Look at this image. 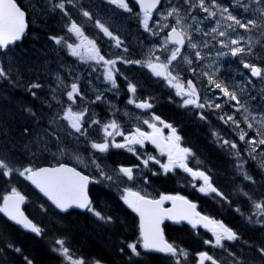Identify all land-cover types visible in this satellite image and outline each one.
<instances>
[{"label": "snow or ice", "instance_id": "6c2138e0", "mask_svg": "<svg viewBox=\"0 0 264 264\" xmlns=\"http://www.w3.org/2000/svg\"><path fill=\"white\" fill-rule=\"evenodd\" d=\"M109 4H113L118 8L123 9L125 12H131L132 9L129 6L128 0H107ZM188 4L189 13L195 8H199L207 14L208 17H215L217 11L221 13L224 20L230 21L227 28L230 32L219 30L217 27L211 29V34L213 39L218 35L219 37H226L227 40H219L221 48L228 49L231 56L236 57L237 55H253L252 40L249 37L245 43L248 47H242L241 41L244 40L243 36L232 37V33L237 31V28L244 29L245 32H251L253 29H259L261 35H264V7H257L252 9L254 13H258L259 18H248L246 21H242L236 15H233L229 11L228 7L218 5L216 0H184ZM255 4H264V0H253ZM73 4L74 0H57V2L52 3V10L59 9L64 15H68L65 11V5ZM136 3L140 7V13L136 14L139 24L144 28L146 32H151L148 21L152 16L153 9H156L160 0H136ZM240 7H243L246 11L248 10L247 3H240L237 0ZM212 9H216L213 11ZM82 16L87 18L89 21L92 20V16L89 11H82ZM169 17H175V24L168 25L164 24L162 27H170V31L167 38L162 46V50L169 53L164 61H161L160 56L155 55L154 50L149 52L148 59L144 61L131 60L122 55L117 54L114 59H108L101 53V49L97 46V42L94 39L89 38L85 35V32L80 24L72 21L67 26V32L74 35L79 43H71L65 37H50L56 45L64 46L68 49L71 56L77 57L82 63H94L103 67V72L101 73L106 84L111 85V89L119 92V85L117 84V75H122L119 73L116 65L119 61L124 64H140L142 67L149 69L151 74L157 78H161L169 88L175 90V95L181 98V107H188L189 105L198 109H213L219 110L222 108L220 103H215L211 99H206L201 102V96L198 90L197 84L192 80L188 79L186 82L181 80L180 74L176 71V66L174 61L180 57L183 59L185 64L192 65L193 61L188 56H183L181 48L185 45L192 49L197 60L202 59V53L200 51L201 46L208 47L207 42L197 43L194 41L193 37L189 33L188 29L183 26L184 17L180 15V9L176 6L170 7L166 14L161 16L162 20H167ZM195 19V17H192ZM219 24V21H217ZM25 12L17 5L15 0H0V49L7 48L10 44L22 39L25 30ZM95 27L99 29L100 32L109 40L113 41V46L117 49L123 47V41L118 35H115L106 27L104 23L100 20H96ZM196 31H200L199 28ZM153 35L157 33H152ZM210 33L205 32L204 35H209ZM257 43H264L258 41ZM172 44L174 47L169 48L168 45ZM124 52H127V47L123 48ZM226 53L222 51H217V57L224 56ZM244 68L250 69L251 76L264 78V68L257 66L255 63H244ZM194 74L196 69L190 68ZM92 71H97L96 68H92ZM201 75L207 78L208 84L214 85L216 90H219L224 97H227L229 101H235L237 105L240 104V99L235 90H230L229 86L224 82H217L216 73L203 71ZM0 78H8V73L4 68L0 67ZM79 78L77 77V80ZM127 80V77H125ZM63 84V81H61ZM39 83H32L29 85V89L40 88ZM68 88V85H64ZM137 84L132 81H127V91L132 95L128 99V104H134L136 108L141 110H149L153 108V98L147 99H137ZM33 96L36 93L33 91L31 93ZM67 100L71 104L77 102V98L83 99V94L77 82H73L70 85V90L66 92ZM103 95L98 94L95 98L96 101H102ZM63 109V115H56L53 117L49 131L48 129H43L38 134L42 137H47L49 139H55L57 142L60 141L61 133H66L69 137H75L79 141L80 137L87 138L89 135L88 130L93 125H99L100 130L103 132V138L101 141L91 140L89 141L90 147L94 152L106 153L109 148H124L128 152H131L136 156V159L140 161V164L133 166H123L120 165L118 169H113L114 175H110L104 171L100 164L96 162V158L93 157L92 163L96 165L97 171L100 174V180L90 179L87 175H82L81 172L77 171L75 168L67 167L64 164H60L57 167H33L31 165L16 168L12 166V162L8 156L0 154V176L8 178L14 174L22 177L23 179L29 181L35 186L47 199L55 206L59 212H68L70 208H79L91 213L96 220L100 221L102 224L107 225L113 223V218L110 215H104L101 211H98L92 204L91 200L87 195V186L90 182H102L108 181L111 185L114 180L116 182H123L126 177L128 181H133L136 179L137 170L142 164L145 168L149 166V163L159 164L164 172L172 171L174 168L179 167L187 172L193 180L202 181V184H193L197 190L205 195L215 194L221 200H226L225 194L214 186L211 175L199 168L193 169L188 166V160L194 157V153L190 148H185L180 146L181 137L177 134V130L171 124L165 123L161 118L155 114H152L150 119H145L143 121L152 132L141 131L140 128H136L134 132L125 134L120 131V125L116 120H110L107 123H103L99 119H91L88 122L87 117L90 115V110L88 106H85L79 111L73 110L71 107ZM243 107V105H241ZM34 118L36 113L32 110L25 109ZM240 108H237L239 111ZM247 112V108H244ZM201 120L206 119L204 112L198 113ZM225 124L231 123L236 129H240V123L232 115H221L219 117ZM38 119V118H37ZM255 120V117L252 118ZM58 121H67V124L58 123ZM163 125V127L170 129V134L166 138V143H161V138L159 136L160 128L157 127V123ZM244 122L247 124L248 128H253V123L249 121L248 116L244 117ZM26 134H30L28 128L24 129ZM122 136L123 142H117L115 137ZM218 140L222 141V147H229L230 149L236 150L238 148L237 143L223 139L220 137L219 133L213 132ZM247 133L240 129L239 140L245 141L250 145L249 155L255 153L258 145H264V136H262L259 141L255 139L246 140ZM145 141H149L155 144L160 150L161 154H164L165 149L167 150L168 162L161 163L159 159L155 156L147 155L142 156L138 150L134 147L135 145L144 146ZM62 152L63 148L60 149ZM233 155L237 158L236 169L237 172L243 175V178L249 182L255 183L254 178L247 173L244 169L243 162L240 161V152L235 151ZM252 156V159H255ZM77 160L80 157L76 156ZM82 162V161H81ZM200 161L197 160V164ZM260 167L264 169V161H261ZM155 174V173H153ZM147 182V180H145ZM247 195V193H245ZM123 202L132 209L133 212L137 213L139 216V242L129 243L127 248L130 250L133 256H140L141 253L139 248H143L145 252H157L170 255L176 259V264H181L178 259L179 256H185L187 253L183 249H179L173 243L168 242L164 238V234L160 228L161 222L167 218L173 220L177 223L181 221H187L193 229H196L198 225L203 226L212 233V239L204 240V244L210 245L213 248H220L228 252V256L232 258V264H245V262L237 256L236 253L231 252L226 247L225 242H236L241 239L238 232H236L231 227H228L222 221L215 220L209 216L201 215L196 211V204L191 203L183 196H171V195H161L159 199H148L139 192L133 191L131 188H124L123 194L121 196ZM165 201H171L173 207L171 209H164L162 207ZM25 202V197L13 187L11 191L3 196V202L0 204V213H3L10 221L14 222L16 225L21 226L28 232L34 233L36 236H42L44 230L28 217H26L21 211V204ZM254 212L249 216L248 223H255L264 226V201H254L253 202ZM41 210L46 211L44 206L41 205ZM239 212L240 210L237 209ZM252 216L259 217L256 220L252 219ZM247 243V242H245ZM56 247H53V251L57 252L67 264H103L100 259H94L88 261L83 257H77L72 251L67 243L66 238H57L54 241ZM8 248L13 249L16 253H21L22 249L15 247L13 244L8 243ZM256 252L259 257L264 261V244L257 247ZM123 251V249H121ZM25 264H33V261L27 256L24 257ZM221 264L214 256L207 252L198 253V264Z\"/></svg>", "mask_w": 264, "mask_h": 264}, {"label": "trees", "instance_id": "16d2710c", "mask_svg": "<svg viewBox=\"0 0 264 264\" xmlns=\"http://www.w3.org/2000/svg\"><path fill=\"white\" fill-rule=\"evenodd\" d=\"M14 93H11L14 97L13 103L10 99H0V154L8 156L12 166L16 168L29 165L35 167L46 163V156L42 157L41 162L36 161L34 146L30 139L26 138L28 134L24 131L25 128L30 130L33 125L34 117L25 110L30 108L33 112L30 101L27 102L26 96H22L23 93L22 95ZM221 144L222 142L215 138L213 148L204 151V147L198 155L205 163L203 170L211 175L214 186L225 194L226 200H221L215 194L205 195L199 192L191 185L188 175L178 169L166 173L162 190L164 193L188 196L205 215L222 221L238 232L241 237L239 241L225 244L228 250L236 253L245 264H264L255 250L264 244V226L250 224L247 219L254 212L253 202L264 201V196L254 188L256 182L245 180L243 175L237 172L238 161L233 156V150L222 147ZM242 153L244 159L240 161L243 162L244 169L254 181H261L262 174L250 157L248 148L243 149ZM13 187L26 196L25 210L44 232L42 236H36L0 213V264H25V256L30 258L33 264H67L63 257L52 250L56 247L54 241L57 238H66L71 251L77 257H83L88 261L100 259L105 264H176L177 258L145 252L143 248H139L140 256L131 254L127 244L139 242L136 213L107 184L94 186L96 189L92 193L93 206L104 215L113 218V223L107 225L96 220L87 211L71 210L64 214L58 213L27 180L17 174L8 178L0 176V204L3 196ZM41 205L46 211L41 210ZM258 218L252 216L253 220ZM164 227L168 240L187 253L186 257H178L181 264H198L200 252L209 253L221 264H232L228 252L204 244V240L212 239V233L208 229L202 227L193 229L190 224L185 223H166ZM8 243L21 248L22 252L16 253L8 248Z\"/></svg>", "mask_w": 264, "mask_h": 264}, {"label": "rangeland", "instance_id": "374dc122", "mask_svg": "<svg viewBox=\"0 0 264 264\" xmlns=\"http://www.w3.org/2000/svg\"><path fill=\"white\" fill-rule=\"evenodd\" d=\"M45 1H46L45 4L38 2L37 9L35 4H32L30 6L31 11H33L34 17L44 18L43 20L44 22L40 24L41 26L48 27L51 25V27H56L55 34H60V35L67 34V26H68L67 21L69 15H64V13L61 12L59 9L52 10V3L57 2V0H45ZM222 1L216 0L218 5L228 7L229 11H231L233 15H236L242 21H246L250 17L258 19L259 18L258 13H254L252 9L257 7H264V4H255L253 0H240V3L248 4V10L246 11L243 7H240L238 5L237 0H229L230 6H232L233 8L229 7V4L226 3V0H222ZM87 6L91 7L92 10ZM173 6H176L180 9V15L184 17V20L182 22L183 26L188 29L194 41L201 44L203 42H207L208 44V47L206 48L201 46L200 51L202 53V59L200 60H197L195 58L194 51L186 46L182 52V55L188 56L190 59H192L193 63L192 65L185 64L183 59L178 57L177 61L173 62L174 65L176 66V71L179 72L182 81L186 82L188 79H192L197 84L201 96V102H204L206 99H211L213 102L220 103L222 105V108L219 110L209 109L210 111H208V109H206V112L208 111V116H211V118L206 117V122L209 127L214 129V132L219 133L221 135L223 133L222 135L223 139H227L229 141L237 143V145H240L236 150L233 149L230 150H233V153L235 151H239L240 160H243L244 156L242 150L243 149L246 150L247 147L248 151L250 152V145L245 141L239 140L240 129H243L247 133L246 140L255 139L259 141V139H261L262 136H264V78L261 77L254 78L248 73H246L245 70H243L240 66V62L247 61V62L255 63L259 67L264 68V43H257L258 41L264 42L263 41L264 35H261V32L256 34L254 31L245 32L244 29L237 28V31L235 33H232V37L243 36L244 40L241 41V46L245 48L248 47V44L245 43V41H247L250 37L252 40V49L254 54L237 55L236 57H234V59L230 60L228 63L227 61L230 58L231 54L229 53L228 49L221 48L220 44L218 43L219 40H227V38L219 37L217 35L215 39H213V35L211 34V29L213 27H217L218 31L219 30H223L226 32L231 31L230 29L227 28V25L231 22L224 20L219 11H217L215 17H208L207 14L202 10H200L199 8H195L191 10V12L189 13L188 11L189 6L184 2V0H166L163 8L158 13L157 20L152 21V23L150 24L151 32L149 34V37H147L146 39V37L144 36L145 34L144 30L139 28L135 24V22L139 24L136 14L140 12L139 10H135L131 8V6L130 8L132 9V11L125 12L123 9L118 8L113 4H109L107 0H74L73 4L67 5L66 3L65 9L67 7H70L71 12L77 17L76 20L81 26L94 25L96 20H100L102 23L105 24L106 27H108V24L105 21H102L101 19H105L108 20V22H112L114 26L117 27L118 29V36L123 41V46L127 47L126 46V42H127L129 44H132L134 47H136L137 53H135V57L134 55L131 54L129 56H126V58L131 60H135L136 58V60L141 61L144 60L143 57L144 58L148 57L150 51L155 50L154 53L161 52L163 54L161 61H164L167 55L169 54L162 50V46L166 40V37L164 36V30L169 27H162V25L164 24L172 25L173 23H175V17H169L167 20H162L161 16L163 14H166L167 10ZM212 10L216 11V9H212ZM82 11H89L93 19L89 21L87 18L83 17L81 14ZM92 11H94L96 17H94ZM192 17H195V19H192ZM113 19H118V21H110ZM217 21H219V24H217ZM197 28L200 29L199 32L196 31ZM109 30L112 31L110 28ZM205 32H208L210 34L204 35ZM96 33L99 34L98 31H96ZM152 33H157V34L153 35ZM168 47L172 48V45L169 44ZM217 51H222L226 54L224 56L217 57ZM121 52H123V50ZM45 56H46L45 54L39 53L37 57L36 54H34V56H32L34 58H32L29 54H27V56L24 55L20 49L14 50V53H10L6 57L0 56V67L4 68L5 71L8 73L7 79L0 78V85L5 84L6 86H9V82H13L16 86H20L21 88H23V90L25 92H28L30 94V97L33 98L31 94L32 89L31 90L29 89V85L32 84V75H35V72L42 70L41 64H43L44 59H46ZM108 59H114V58H108ZM64 60H65L64 55L61 56L55 55L54 66L62 69L64 65ZM82 64L85 65L87 63H82ZM66 65H71V64L70 62H67ZM138 65L141 67L140 64ZM226 65L228 66L227 68L228 73H226ZM116 67L119 70V73H122L124 76H126L127 68L124 63H120L118 61ZM142 68L149 72V69L146 67H141L140 71H142ZM190 68L196 69L195 74L189 70ZM203 71L215 72L217 82L222 81L229 86L230 90H235L237 92L238 97L240 99V104L237 105L235 101H229L227 97H224L223 94L219 92V90H216L214 88V85L210 86L208 84L207 78L201 75ZM73 76H75L76 79L77 77L80 79L82 78V73L76 72L75 74H73ZM55 77H56L55 85L58 86L60 89H62L65 83L64 73L60 70L59 72L55 73ZM61 81H63V84H61ZM43 83L44 85H46L45 80H43ZM124 83L126 84L127 87V82L125 81ZM16 86H13V88ZM0 87H1L0 99H10L11 103H13L14 102L13 96H10L9 92L4 91L2 86ZM165 87L167 89L168 96L170 97L169 95L170 88L167 86V84ZM50 88L53 97L52 101H54L53 103H58L54 105L55 112L53 114V117L56 115L62 116L63 109L69 107L71 102L68 101L67 99H64L62 96L61 98H59L55 93V91H57L55 87H50ZM175 96L176 95L174 94L173 97ZM178 103L181 104L182 101H178ZM241 105H243V107H241ZM116 107H117L116 103L113 101L108 102L107 105L105 106V108L109 109L112 113L115 111ZM132 107L133 109L131 110L122 107V112L124 114V117L126 119L133 118L132 125L138 126L141 129H145L143 123L144 118L139 116L138 113L135 111L134 104H132ZM237 108H240V110L237 111ZM244 108H247L248 111L245 112ZM75 110L79 111L81 110V108L76 107ZM90 112L96 114L97 111L92 110ZM225 114L234 116V118L240 123V129H236L235 126L232 125L231 123L225 124L219 118L221 115H225ZM39 115L43 117L48 116V114L45 112L44 114H39ZM245 116H248L249 121L253 123V128L251 129L248 128L247 124L244 122ZM253 117H255V120H252ZM109 118H114V117H106V119ZM58 123H63L65 125L67 124L66 121H58ZM212 123H215V125L211 126ZM32 128L33 127L30 128V134H28L26 138H29L32 146H34L33 147L34 152L37 154V157H35V159L38 163L42 161V157L47 155L45 157L47 163L53 162L57 159L58 160L68 159V160H72L74 163L85 165L86 156L89 154H87V150L84 149L82 144L91 148L89 141L96 139L95 137H92V138H87L89 140H85L86 138L80 137L79 141H77L75 137H69L66 133H61L60 141L57 142L55 139L53 140L42 136L38 137L40 130H38V132H36L35 130V133H33ZM61 148L64 149L63 152L60 150ZM77 155L80 157V160L76 159ZM252 156L256 157L255 159L252 160L257 166L259 172L262 174L261 181H255L256 183L254 184V188L264 196V180H263L264 169L260 167L261 161H264V145H258L256 152L252 153L250 157L252 158ZM234 158L237 160L235 156ZM167 162H168V155H167L166 163ZM104 164L108 165L106 162H104ZM88 166L90 168H94L96 166L95 164L92 163L91 158ZM105 172L111 175V173L108 172L107 170H105ZM139 174L140 172H137L136 177ZM123 181L126 184H132V181H128L127 178H124ZM193 184L200 185L202 183L197 184L194 183L192 180L191 185ZM109 186H111L114 189V191L115 189H119L117 187L119 186V183L116 182L115 180ZM128 188H131L132 190H139L141 187L137 185L135 186L128 185ZM121 196L122 195H120V197ZM130 243H136V242H130Z\"/></svg>", "mask_w": 264, "mask_h": 264}, {"label": "flooded vegetation", "instance_id": "af4514ba", "mask_svg": "<svg viewBox=\"0 0 264 264\" xmlns=\"http://www.w3.org/2000/svg\"><path fill=\"white\" fill-rule=\"evenodd\" d=\"M15 1L17 2L18 6L26 13L27 28L21 40L16 41L13 44H10L5 49H0V56L6 57L8 54L14 53V50L20 49L22 53L26 56L27 54H29L32 57L34 56V54H36L37 57L39 53L40 54L42 53L46 55L45 56L46 59H44L43 64H41L42 70L37 71L35 72L36 73L35 75H32L33 78L32 83H39L41 85L40 88L32 89V92L34 91L36 93L35 96L32 95L33 98L30 97V94L28 92H25L23 88H21L20 86H16L13 82H9V86H6L5 84H1L0 86L3 85L2 87L4 91L7 90L10 96H12L11 93L16 92V90L19 91L21 90L20 92H22L27 99L29 98L30 103L32 101L33 104L31 103L32 104L31 106L33 108V112L36 113V117L38 118V119L34 118L32 122L33 133H35V130L36 132H38V130H40L41 132V130L43 129H48L49 131L52 130L50 128V123L53 119V114L55 112V108H54L55 103H53L54 101H52L53 97L50 87H55V89H57L55 93L59 98H61L62 96L64 99H67L66 91L68 89L70 90V85L73 82L78 83L80 90L83 94V99L77 98V102L71 105L73 110H75L76 107L83 109L85 106H88L90 111L92 110L97 111L96 114L90 112V115L87 117L89 123L91 119H99L103 123H107L108 121L114 119L120 125L121 132L125 134L134 132L136 128H140V127L132 125L133 118L126 119L122 112V107L128 110L133 109L132 104L127 103L128 99L132 94L127 91L126 84L124 83L125 81L127 82L128 80H130L134 84L138 85L137 92L135 94L137 99L153 98L152 109L141 110L135 107V111L138 113V115L143 117L145 120V119H150L152 114H155L159 116L161 120H163L165 123L171 124L173 127H175L177 130V134L181 137V140L179 142L180 146L185 148H190L192 152L195 154L193 158H190L188 160L187 162L188 166L193 168L194 170L197 168H199L200 170L205 168V163L203 161L199 160L200 163L197 164V160L199 158L198 154L204 150V147H205L204 151L206 150L209 151L211 150V147L213 148L214 129L208 126L206 119L201 120L199 118L198 113L204 112L207 118H211V116H208V111H210L209 109L206 112L207 108L198 109L191 105H189L188 107H181L180 103H178V101H181V98H178L177 96L173 97V95L175 94V90L170 88L169 90L170 97H169L167 93V89L165 87L166 86L165 82L161 78H157L153 76L150 71L148 72L143 68L142 71H140L142 66L140 67L138 64H125L127 68L126 76H124L122 73H121L122 75H117V84L119 85V92L117 93L115 90L111 89L110 84H106L104 82L103 76L101 74L103 72V68L100 65H96L91 62L83 65L77 57L71 56L69 54L68 49L66 47L61 45H56L54 41L50 39V37L53 36L65 37L71 43H79V40L74 35L68 32L67 34L64 35L55 34L56 27H51L50 24H49L50 26L48 27H44L40 25L42 22H44L43 21L44 18L34 17L33 11H31L30 6L32 4H35L37 9L38 2L45 4L46 3L45 0H15ZM165 1L166 0H160V3L157 5L156 9H153L152 16L148 21L149 27L152 21L157 20L158 13L163 8ZM128 3L129 6H131V8L135 10H139L138 5L134 0H128ZM226 3L229 4L230 8H233L232 6H230L229 0H226ZM89 8L91 9V7ZM65 11H67L69 15L67 25H69L72 21L78 23V21L76 20L77 17L71 12L70 7H67ZM92 12L94 17H96L94 11ZM101 20L105 21L108 24V27L113 31L115 35H118V29L117 27L114 26L112 22H108V20L105 19H101ZM110 21H118V19H113ZM135 24L139 28L144 30V28H142L138 23L135 22ZM174 24L175 23H173L172 25ZM82 28L86 36L96 40L97 46L101 49V53L105 57L115 58L117 54L122 55L124 57L132 54L135 57V53H137V51H136V47H134L132 44L126 42V46L128 47V52L127 53L124 51L121 52L124 46L120 49L115 48L113 46L114 42L109 40V38L105 37L103 33L100 32L99 29L95 27V24L84 25L82 26ZM169 29L170 27L164 30V36L166 38ZM96 31H98L99 34H97ZM252 31H254L256 34L260 32L259 29H253ZM144 32H145L144 36L147 39V37H149L150 32H146L145 30ZM172 47H174V45H172ZM185 47L186 45L181 48V52H183ZM27 48L28 50H26ZM55 55L65 56L64 65L62 69L54 66ZM155 55L160 56V58L162 59L163 54L161 52L155 53ZM143 59L146 60L148 59V57L147 58L143 57ZM232 59H234V57L230 56L227 62L229 63V61ZM67 62H70L71 65H66ZM245 62L247 61L240 62V66L243 70H245L246 73L251 75L250 69H246L243 66ZM92 68H96L97 71H92ZM227 68L228 66L226 65V73H228ZM60 70L64 73V78H65L64 85H68L69 86L68 88L63 87L62 89H60L58 86L55 85V79H56L55 73L59 72ZM76 72H81L82 78L77 80L76 77L73 76V74H75ZM125 77H127V80H125ZM43 80L46 81V85H44ZM13 86L16 87L13 88ZM19 91L18 93L16 92V94L22 95V93H20ZM98 94L103 95V100L96 101L95 103H91L92 101H95V98ZM111 101L115 102L117 106L113 113L109 109L105 108L107 103ZM38 111H41L40 112L41 114H44L45 112L48 114V116L43 117L39 115ZM106 117H114V118L106 119ZM156 123H157V127L160 128L159 136L161 138V143L164 144L167 142L166 138L170 134V129L163 127V125L159 124V122ZM212 125H215V123H212L211 126ZM144 126L145 129L140 128L141 131L148 133L152 132V129H150L146 124H144ZM88 132L89 135L87 138L95 137L96 138L94 139L95 141H101L103 138V132L100 130L99 125H93L88 130ZM87 138L85 140H89ZM115 139L117 142H121V143L123 142L122 136H116ZM82 146L84 147V149L87 150V154H89L86 156L85 165L74 163L72 160H68V159H63V162L71 164L76 168L80 169L82 172L89 175L90 179L100 180V174L97 171L96 166L94 168H90L88 166L90 162V158L93 160V157L96 158V162L101 165L104 171L107 170L108 172L111 173V175H114L112 170L118 169L120 165L130 167L136 164H140V161L136 159V156L133 155L131 152H128L124 148H109V150L106 153L101 154L98 152H94L91 148L83 144ZM134 147L138 150V152L142 156L145 157L147 155L155 156L157 159L161 161V163H166L167 161V150L165 149L164 154H161L160 150L156 147V145L152 144L149 141H145L143 147H141L140 145H135ZM104 162H106L109 166L104 164ZM137 172H140V174L136 177L135 180L132 181V184H126L124 183V181L118 182L119 186L117 187L119 189H115V192L119 195H122L123 189L128 188V185H134V186L137 185L141 188L139 190H133V191L139 192L141 195H146L149 197H157L165 194L163 192L164 190L162 189L164 188L166 172H164V170L160 167L159 164L150 162L147 168H145L141 164ZM188 176L193 180V178L189 174ZM139 177L141 178V180H139L140 179ZM145 180H147V182H145ZM193 182L197 184L202 183V181L199 180H195V181L193 180ZM101 184H109V182L102 181L99 183L96 182L90 183L91 195L93 191H95L94 186Z\"/></svg>", "mask_w": 264, "mask_h": 264}, {"label": "water", "instance_id": "95a60500", "mask_svg": "<svg viewBox=\"0 0 264 264\" xmlns=\"http://www.w3.org/2000/svg\"><path fill=\"white\" fill-rule=\"evenodd\" d=\"M136 1V0H135ZM16 2V1H15ZM17 3V2H16ZM18 5V4H17ZM24 11V10H23ZM25 12V11H24ZM27 20H26V13H25V22H26ZM26 25H27V22H26ZM27 28V27H26ZM171 30V29H170ZM169 30V31H170ZM26 31V30H25ZM169 31H168V33H169ZM257 78V77H256ZM60 164H64V165H66L67 167H71V168H75V167H73V166H71V165H69V164H67V163H59V164H56V165H40V166H38V167H57V166H59ZM76 169V168H75ZM77 171H79L78 169H76ZM80 172V171H79ZM81 174L82 175H85V174H83L82 172H81ZM30 183V182H29ZM30 185L34 188V189H36L35 188V186L34 185H32L31 183H30ZM50 204H51V202L47 199V197H45L38 189H36ZM87 190H88V186H87ZM86 190V191H87ZM23 195V194H22ZM87 195H88V197H89V199H90V196H89V194H88V192H87ZM24 196V195H23ZM171 196H177V195H171ZM178 196H183V195H178ZM25 197V196H24ZM146 198H148V199H159L160 197H156V198H152V197H148V196H145ZM185 199H187L188 201H190L191 203H192V201L189 199V198H187L186 196H183ZM3 202V201H2ZM25 202H26V197H25ZM25 202L23 203V204H21V206H20V208H21V211H23V213H24V215L26 216V217H28L30 220H32L28 215H27V213L25 212V210H24V204H25ZM167 203V204H166ZM52 205V204H51ZM54 208H55V206L54 205H52ZM162 207L164 208V209H171L172 207H173V204H172V202L171 201H165L164 203H163V205H162ZM56 209V208H55ZM71 209V208H70ZM77 209H79V208H77ZM57 210V209H56ZM79 210H82V209H79ZM59 211V210H58ZM138 216V215H137ZM170 221V222H175V221H173V220H169V219H167V218H165L162 222H161V224H160V228H161V230H162V232H163V234H164V238L166 239V237H165V233H164V227H163V223H164V221ZM12 222V221H11ZM182 222H185V223H187V221H182ZM14 223V222H13ZM138 225H139V216H138ZM167 240V239H166ZM168 241V240H167ZM169 242V241H168ZM164 254V253H163Z\"/></svg>", "mask_w": 264, "mask_h": 264}, {"label": "bare ground", "instance_id": "6f19581e", "mask_svg": "<svg viewBox=\"0 0 264 264\" xmlns=\"http://www.w3.org/2000/svg\"><path fill=\"white\" fill-rule=\"evenodd\" d=\"M120 17H121V16H120ZM115 18H116V17H115ZM26 45H27V44H26ZM28 45H29V43H28ZM22 46H23V45H22ZM27 47H28V46H27ZM24 48H26V47H24ZM28 48H29V47H28ZM28 48H27L26 50H28ZM154 51H155V50H154ZM12 74H13V73H12ZM27 74H28V73H27ZM35 74H36V73H35ZM37 74H38V73H37ZM22 75H23V74H22ZM38 75H39V74H38ZM41 76H42V75H41ZM39 77H40V76H39ZM45 77H46V76H45ZM48 77H49V76H48ZM11 78H12V77H11ZM39 79H40V78H39ZM41 79H43V78H41ZM32 80H33V78H32ZM37 82H39V81H37ZM40 82H41V81H40ZM28 83H30V82H28ZM51 83H52V82H51ZM2 86H3V85H2ZM0 88H1V87H0ZM24 88H25V87H24ZM158 89H159V88H158ZM160 89H161V88H160ZM14 90H15V89H14ZM40 90H41V89H40ZM40 90H39V91H40ZM20 91H21V90H20ZM20 91H19V92H20ZM43 91H44V90H43ZM163 91H164V90H163ZM6 92H8V91L6 90ZM16 92H17V90H16ZM16 92H15V93H16ZM47 92H48V91H47ZM15 93H14V94H15ZM17 93H18V92H17ZM20 93H22V92H20ZM26 94H27V93H26ZM17 96H18V95H17ZM22 96H24V95H22ZM28 96H29V95H28ZM28 96H27V97H28ZM1 97H2V96H1ZM15 97H16V96H15ZM26 99H27V98H26ZM47 100H48V99H47ZM28 101H29V98L27 99V102H28ZM34 102H35V101H34ZM31 103H32V101H31ZM31 103H30V104H31ZM32 104H33V103H32ZM55 104H58V103H55ZM45 108H47V107H45ZM32 109H33V108H32ZM35 110H36V109H35ZM47 110H49V109H47ZM40 112H41V111H38L39 114H41ZM42 112H43V111H42ZM48 112H49V111H48ZM31 117H32V116H31ZM33 119H34V118H33ZM42 122H43V121H42ZM26 127H27V126H26ZM37 139H38V138H37ZM53 140H54V139H53ZM52 149H54V148H52ZM46 156H47V155H46ZM61 157H62V156H61ZM139 178H140V177H139ZM139 180H141V178H140ZM94 184H95V183H94ZM104 188H105V187H104ZM95 189H96V188H95ZM102 190H103V189H102ZM107 190H108V189H107ZM111 191H112V190L110 189V192H111ZM121 192H122V191H121ZM97 193H98V192H97ZM113 193H114V192H113ZM105 197H106V196H105ZM99 198H100V197H99Z\"/></svg>", "mask_w": 264, "mask_h": 264}]
</instances>
